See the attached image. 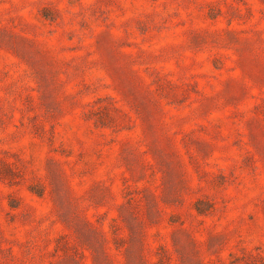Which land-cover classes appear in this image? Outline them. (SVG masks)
Listing matches in <instances>:
<instances>
[{
    "label": "rangeland",
    "instance_id": "1",
    "mask_svg": "<svg viewBox=\"0 0 264 264\" xmlns=\"http://www.w3.org/2000/svg\"><path fill=\"white\" fill-rule=\"evenodd\" d=\"M0 264H264V0H0Z\"/></svg>",
    "mask_w": 264,
    "mask_h": 264
}]
</instances>
